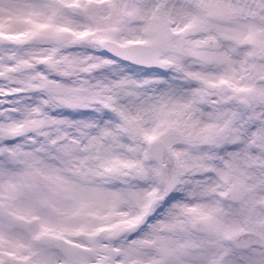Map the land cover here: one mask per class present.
Returning <instances> with one entry per match:
<instances>
[{
  "label": "snow or ice",
  "instance_id": "1",
  "mask_svg": "<svg viewBox=\"0 0 264 264\" xmlns=\"http://www.w3.org/2000/svg\"><path fill=\"white\" fill-rule=\"evenodd\" d=\"M94 6L92 0H39L30 11L31 28L21 37L0 39L17 46L38 39L61 44L70 35L69 43L99 46L115 58L101 56L99 59L107 65L114 66L116 60H122L142 68L172 73L173 80L187 78L197 86L189 90L187 99L175 100L162 95L154 101L152 110L157 115L151 128L134 123L140 120L139 116H126L123 112L117 113L109 104L102 105L108 112L116 114L119 122L113 124L106 119L103 127L97 124L101 137L111 136L118 141L127 134L132 140L139 137L143 141L142 147L147 145L136 165L120 164L117 160L82 171L80 165L85 163L83 157L87 153L81 149L84 141L78 138L74 143L52 140L47 146L40 144L30 151L17 142L19 138L0 140V264H184L186 257L181 250H186L189 244L203 245L209 239L207 229L220 218L219 212L225 207L226 184L221 185V182L227 179V174L219 167L209 165H201L197 171L186 167L180 159L182 155L202 158L210 154L183 140L173 139L164 145L169 157L166 162L164 148L155 145L163 144L170 127L169 120L188 110L193 114L203 113V106H207L210 111L199 123L205 126L212 121L217 125L221 123L223 118L219 114L227 101L213 95L209 89L223 87L244 99L241 93L264 89V72L259 76V85L253 81L251 87L244 89L233 83L236 79L234 68L210 76L187 65L185 60L189 56L207 60L186 39L187 31L199 26L188 15L191 8L173 6L169 10L165 5L153 16L141 8L137 15L144 16V22L137 38L121 40L117 35L120 31L117 18L122 19L123 12L118 6L112 8L113 21L103 27L95 20L88 26H70L75 16L88 17ZM181 13L185 15L177 26V17ZM199 43L204 44V41ZM47 51L49 55L37 58L34 67L35 73L42 78H51L48 69L42 65L51 61L54 54H63L64 50L52 48ZM20 60L22 62V58ZM76 62L67 61L69 65ZM223 62L230 63L227 55L223 56ZM89 63L93 69L101 68L100 64ZM129 83L138 87L165 86L169 80L157 76L129 82L122 76L113 82V86L123 89ZM260 95L262 102L258 107L264 109V92ZM248 111L244 108L234 113L236 122L243 124L241 139L228 145L226 138L225 143L219 144L221 149L229 146L233 149L223 158L225 160L240 155L244 137L264 130L259 121L250 123L246 119ZM260 115L264 117V111ZM39 143L34 137L33 144ZM42 152L54 153L52 159L62 164L68 157H80L75 165L77 171L71 176L61 174L60 169L47 163ZM172 158H175V164L171 162ZM100 159L98 155L97 160ZM197 176L208 177L207 185L221 186H207L199 180L193 184L187 179ZM110 182H118L121 187H106L105 184ZM190 184L193 187L186 189L185 186ZM21 192L24 194L18 195ZM176 192L182 193L183 199L169 204V200H173L170 194ZM162 204H168V207L161 218L147 223L157 206ZM229 214L234 215L231 211ZM21 221L25 223L21 224ZM146 247L151 250L145 252ZM222 250L225 260L221 264H264V252L237 257L235 248ZM229 257L232 259L228 260ZM194 264H215V261L210 262L205 257Z\"/></svg>",
  "mask_w": 264,
  "mask_h": 264
},
{
  "label": "rangeland",
  "instance_id": "2",
  "mask_svg": "<svg viewBox=\"0 0 264 264\" xmlns=\"http://www.w3.org/2000/svg\"><path fill=\"white\" fill-rule=\"evenodd\" d=\"M92 2L95 6L89 16H75L70 26H88L95 20L99 22L100 27H103L113 21L112 8L118 6L123 12V18H117L120 22V31L117 35L121 40L137 38L144 22V16L137 15V11L141 8L149 16H153L165 5L169 10L173 6L191 8L192 11L188 15L192 20L197 21L199 26L187 31L196 38L186 37V39L197 47L203 57H208L209 60L205 62L200 58L189 56L185 63L192 69H199L210 76L218 75L226 70L223 51L224 46H227L230 51L229 60H231L227 70L236 69L239 78L234 80L236 85L247 89L252 86L253 81L256 85L261 83L259 76L264 72V51L256 53L255 40L250 38V41L246 37V43L242 45V48L244 46L246 50L243 55L240 39L233 42V38L236 30L240 28L239 23L242 19H248L251 22L256 20L258 10L264 13V0H182L181 3L172 4L169 0H92ZM38 3L39 0H0V37L23 36L32 26L31 8ZM183 15L185 14L181 13V16L177 17V26L182 23ZM261 20L264 24V15ZM71 40L72 37L68 35L67 40L61 44L38 39L26 45L17 46L5 39H0V140L4 139L6 133L11 134L19 138L17 142L22 144L25 150L30 151L34 146L39 147L40 144L47 146L52 140L58 143H74L78 138L84 141L81 149L87 153L83 157L85 163L80 165L82 171L95 168L108 161L118 160L120 164L136 165L137 160L142 158L144 147L147 145L142 147L143 141L139 137L132 140L127 134L118 141H114L111 136L101 137L99 129L96 128L97 124L103 127L106 119L111 120L113 124L119 122L117 115L108 112L102 105L109 104L116 109L117 113L123 112L126 116H139L140 120L134 123L151 128L157 115L152 110L153 102L162 96L157 92L158 87L156 85L138 87L135 83H129L126 88L122 89L113 86V82L122 76L127 81L134 82L157 76L168 79L174 74L165 73L162 70H144L127 65L121 60H116L114 66L107 65L99 59L101 56L115 58L104 55L99 46L74 45L69 43ZM200 41H204V44H200ZM52 48L64 51L63 54H54L51 61L42 65L48 69L51 77L42 78L35 73L34 67L37 58L48 56L47 50ZM210 55L213 56L209 57ZM68 60L77 62L69 65ZM89 61L100 64L101 68L99 70L91 68ZM62 73L67 75L62 76ZM187 81V78L182 79V82ZM218 89H212L211 93L227 101L220 113L227 115L226 117L221 116L227 120L218 125L215 121L209 122V126L201 130V132L210 134L207 135L209 142H201L200 147L206 150L205 144L209 143L207 149L215 157L204 155L195 163L196 166H217L222 173H226L227 179L221 182V185L226 184L224 188L226 195L223 198L225 203L231 204L229 207H241L244 204L245 208L242 207V211L227 216V218L221 217L219 212L220 218L208 228L209 239L203 245L189 244L186 250H181L186 257L184 264H194L196 260L205 257L210 262L215 261V264H221V261L225 260L222 249L235 248L232 240L242 232H252L264 238V153L254 155L247 151L244 153L247 155L245 160L239 156L225 160L223 158L233 149L230 146L219 148V144L225 143L226 140L222 138L223 134L229 137L226 140L228 145H231L234 140L241 139L237 136L242 135L243 130L236 125L234 117L237 109L247 108L249 111L246 119L259 121L264 125V117L260 115L264 109L258 107L262 102L260 93L264 92V89L256 88L252 93H241L240 96L244 99L237 98L230 90ZM184 95L186 93L181 91V98ZM209 111L210 109L206 106L200 116L206 117ZM72 121L75 123H70ZM168 123L170 127L167 129L164 142L167 144L169 140H181L179 126L175 132L171 130V126L176 123L175 120L172 118ZM203 125L201 124V127ZM200 128L191 130L199 131ZM261 132L264 130L260 131V136H264ZM93 136L97 139L93 140ZM34 137L39 140V144H33ZM18 155L22 156V153ZM41 155L45 157L48 164L60 169L63 175L71 176L77 171L75 165L78 164L80 157H68L62 164L59 160L52 159L54 153L42 152ZM98 155L101 157L99 161L97 160ZM181 157L185 163V156ZM257 168H260L262 172L258 178L254 174ZM195 170L198 171L199 168ZM187 179L192 180L193 184L199 180L207 185L208 181V177L200 176ZM221 185L209 186L219 188ZM105 186L113 189L121 187L118 182H110ZM190 187L193 185L185 186L186 189ZM23 194V192L18 193V195ZM170 195L173 200H169V204L174 200L183 199V194L180 192ZM167 207L168 204L157 206L147 223H153L161 218V214ZM217 232L220 233L219 236ZM149 250L151 248L146 247L145 252ZM236 250L237 257L264 252V248ZM231 259V257L228 258V260Z\"/></svg>",
  "mask_w": 264,
  "mask_h": 264
},
{
  "label": "bare ground",
  "instance_id": "3",
  "mask_svg": "<svg viewBox=\"0 0 264 264\" xmlns=\"http://www.w3.org/2000/svg\"><path fill=\"white\" fill-rule=\"evenodd\" d=\"M169 1L171 4L182 2V0H169ZM263 15H264V13L262 11L258 10L256 13V20L250 22L248 19H242L241 22L239 23L240 28L237 29L235 32L233 42L234 41L236 42V39L239 38L240 42H241V48H242V45H244L246 43L245 42L246 37L249 38L250 41H251V39H254L255 43H256V53H261V51H264V27H263L264 24L261 20ZM248 32H251V34H247ZM191 34H192L191 32H187L186 37L188 39L196 38V37H192L193 35H191ZM229 52H230L229 48L227 46H224L223 56L227 55L228 57H230ZM242 52H243V55H244V52H246V50L244 49V46L242 48ZM212 56L213 55H210L209 57H212ZM192 57H194V56H192ZM206 58H207V60H209L208 57H206ZM226 65H227L226 66V70H227L228 66L230 67V63H226ZM236 78L239 79L237 73H236ZM166 80H169V83L165 86H163V85L157 86L159 89V91H157V92L159 95L170 97V98H173L175 100L187 99L190 95L189 90L191 88L197 86L191 80H188L187 82H182L181 78H177L174 80L171 78H168ZM234 80H233V83H235ZM237 86H238V84H237ZM184 89H186L187 91ZM221 89H223V88H221ZM221 89L219 88L218 90H221ZM181 91L186 93V95H184L182 98H181ZM209 92H212V89H209ZM205 108H206V106H203V109H205ZM224 113L227 114V112H224ZM202 114L203 113H201L200 111H197L195 114H193V112L191 110L186 111L183 115L179 116L177 119L173 118L176 123L171 126V130L175 132L176 128L179 126V129L181 130V133H179L181 135V140H183L186 144H191L194 148H198L203 153L210 154V155H207L208 157H215L214 154L211 151H209V149H207L209 146V143L205 144L206 150H203L199 145L201 142H209L207 139L209 137L207 135L210 134V133L204 132V131L201 132V130L208 127L205 125H203L201 127V123H199V121L201 120L200 115H202ZM219 115L222 117L227 116L224 114H219ZM225 120H227V119H222V121H225ZM235 121H236V119H235ZM249 122L252 123L254 121H249ZM236 125H239L240 130H243V124L242 123H237ZM193 128L194 129L200 128V130L199 131L191 130ZM242 133H243V131H242ZM261 134H264V132H261ZM241 136L242 135L237 136V137L240 138ZM247 137H250V136L244 137L246 142L244 143L243 148H241V150H240V153H243V154L238 155L243 160L246 159L247 155L244 153H247V151L250 154H254V155L264 153V141H263L264 136H260V131L255 133L250 138H247ZM222 138L228 139L229 137L227 135L223 134ZM184 156H185V159H184L185 166L187 165V167H192V168L194 167V169L199 168V166H196L197 164L195 162L197 159L200 158V156H197L195 158L188 156V155H184ZM180 159L183 161L182 157H180ZM254 174L256 175L257 178L260 177L262 174L261 169L257 168L254 171ZM230 205L228 204V202L225 203V207L220 210V216L221 217L227 218V216H230V214H229L230 211L235 214L236 212L242 211V207H243V209L245 208L244 204L241 207H238V206L229 207ZM223 212H225V213H223Z\"/></svg>",
  "mask_w": 264,
  "mask_h": 264
},
{
  "label": "water",
  "instance_id": "4",
  "mask_svg": "<svg viewBox=\"0 0 264 264\" xmlns=\"http://www.w3.org/2000/svg\"><path fill=\"white\" fill-rule=\"evenodd\" d=\"M131 46L136 47L135 45H131ZM102 51L110 56V54H108L103 49H102ZM124 62L127 63L126 61H124ZM135 66H137V65H135ZM138 67H140V66H138ZM144 69L158 70L156 68H144ZM9 137H13V136L10 134H5L4 139L9 138ZM164 145H165L164 143L163 144H157V145H155V147L156 148H164V152H165L164 158H165V161L168 162L169 157L167 155V150H166V147H164ZM171 162L173 164H175V162H176L175 158H172ZM233 244L237 249H246L249 247L264 248V240L260 236H257L253 233H248V232L238 234L234 238Z\"/></svg>",
  "mask_w": 264,
  "mask_h": 264
}]
</instances>
